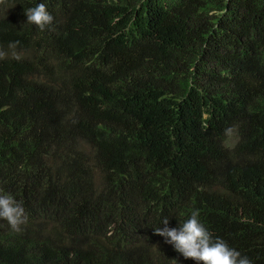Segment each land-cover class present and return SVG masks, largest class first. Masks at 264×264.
Masks as SVG:
<instances>
[{
    "label": "trees",
    "instance_id": "obj_1",
    "mask_svg": "<svg viewBox=\"0 0 264 264\" xmlns=\"http://www.w3.org/2000/svg\"><path fill=\"white\" fill-rule=\"evenodd\" d=\"M8 193L0 264H196L154 234L195 209L264 264V0H2Z\"/></svg>",
    "mask_w": 264,
    "mask_h": 264
},
{
    "label": "clouds",
    "instance_id": "obj_2",
    "mask_svg": "<svg viewBox=\"0 0 264 264\" xmlns=\"http://www.w3.org/2000/svg\"><path fill=\"white\" fill-rule=\"evenodd\" d=\"M26 15L27 23L41 30L54 19L43 3L29 8ZM0 219L6 220L15 232H20L22 225L28 221L22 202L10 193L0 194ZM160 223L163 227H154V234L162 236L165 243L172 245L185 259H191L196 264H252L247 256L231 247L226 240L213 235L201 221L199 209L191 211L188 218L178 222L176 227L169 226V217L162 218Z\"/></svg>",
    "mask_w": 264,
    "mask_h": 264
}]
</instances>
